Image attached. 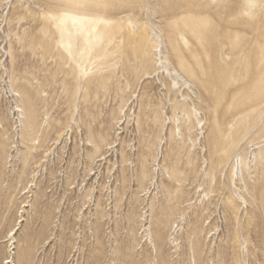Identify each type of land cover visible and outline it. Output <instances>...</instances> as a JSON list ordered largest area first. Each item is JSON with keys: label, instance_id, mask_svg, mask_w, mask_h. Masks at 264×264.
I'll return each mask as SVG.
<instances>
[{"label": "rangeland", "instance_id": "374dc122", "mask_svg": "<svg viewBox=\"0 0 264 264\" xmlns=\"http://www.w3.org/2000/svg\"><path fill=\"white\" fill-rule=\"evenodd\" d=\"M63 2L0 0V264H264V0Z\"/></svg>", "mask_w": 264, "mask_h": 264}, {"label": "bare ground", "instance_id": "6f19581e", "mask_svg": "<svg viewBox=\"0 0 264 264\" xmlns=\"http://www.w3.org/2000/svg\"><path fill=\"white\" fill-rule=\"evenodd\" d=\"M132 26V31H133V28H135V25L133 22H129ZM136 31L138 33V29L136 28ZM152 34L154 33L153 29H151L150 31ZM159 42L157 44V47H158V59H157V62H159V70H162V75L164 76V74H166L167 76H169L172 80V83L173 85H177L178 88L180 87V85H184L187 83V80L184 79V76L172 65H170V62L168 60L167 57H164L161 55V52H160V49H159ZM4 91H5V94L7 96V98L9 100L12 101V105L10 107V110L11 112L16 115V119L18 122H20V118L23 117L24 118V112H23V109L21 107H19V104L17 102L18 99H15V96L18 97V94L15 93V90L12 88V86L10 84H8V86H6L4 88ZM238 105V104H237ZM239 106H242V105H239ZM239 109V108H238ZM241 110V109H240ZM132 114V113H131ZM130 114V115H131ZM125 117L128 119L129 118V114H124ZM22 118V120H23ZM200 123V121H198V124ZM219 142H222V139L219 138ZM224 142V141H223ZM218 160H219V163L218 164H221V166H223V164L225 163L224 161H226V158L224 159L223 156L221 155H218ZM219 169H220V166H219ZM234 169H235V166H234ZM217 167L215 168L214 172L209 175V180L212 182L215 177H216V171H217ZM236 173V172H235ZM234 176V172L232 170V177ZM178 178V177H177ZM242 178V177H241ZM243 180V179H242ZM216 189V186H213L211 188H209L207 191H200L201 193V205L199 207V210L198 212H196V215H199L200 212L205 208V205L207 204L208 200L206 201V197L208 196V192L212 191L213 189ZM197 190V189H196ZM205 192V194H204ZM238 197L243 201L244 200V197L242 196V194H238ZM232 203L235 202L234 198L230 197ZM23 208V207H22ZM243 218V216L241 217ZM178 225V224H177ZM176 225V226H177ZM241 226L242 228H244V222L241 223ZM173 229H175V227L173 226ZM12 232V231H11ZM146 236L148 235V238L150 237L149 236V233L145 234ZM7 262L9 261L8 259L6 260Z\"/></svg>", "mask_w": 264, "mask_h": 264}, {"label": "snow or ice", "instance_id": "6c2138e0", "mask_svg": "<svg viewBox=\"0 0 264 264\" xmlns=\"http://www.w3.org/2000/svg\"><path fill=\"white\" fill-rule=\"evenodd\" d=\"M112 6V0H64L60 5H53V7L73 9L84 14L100 12ZM251 6L256 5L253 3Z\"/></svg>", "mask_w": 264, "mask_h": 264}]
</instances>
